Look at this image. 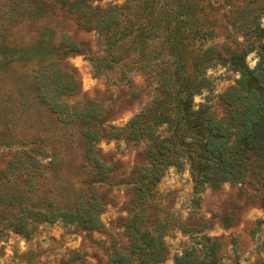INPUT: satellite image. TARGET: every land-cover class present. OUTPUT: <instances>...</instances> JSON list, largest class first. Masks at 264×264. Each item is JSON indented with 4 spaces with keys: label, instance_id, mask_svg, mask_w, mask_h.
I'll return each mask as SVG.
<instances>
[{
    "label": "rangeland",
    "instance_id": "obj_1",
    "mask_svg": "<svg viewBox=\"0 0 264 264\" xmlns=\"http://www.w3.org/2000/svg\"><path fill=\"white\" fill-rule=\"evenodd\" d=\"M34 1L0 0V43L5 45L0 62V264H112L119 255H124L121 264H140L145 249L133 250L127 226L133 216L132 170L147 163L145 142L101 138L98 154L110 168L92 178L95 167L79 133L83 126L77 120L65 122L34 96L33 81L47 59L39 61L25 49H32L43 32L47 35L46 28L54 44H60L61 31L79 43L81 50L59 64L75 75L78 91L60 100L71 107L95 105L102 111L99 127L107 131L149 109L157 77L176 67L174 52H179L172 51L167 37L177 17L186 20L190 31L179 45L191 69L204 50L227 54L245 42L242 18L262 9L264 27V0H92L93 5H117L122 12L120 29L127 27V35L117 34L112 51L107 36L82 27L66 9L37 18L31 10ZM150 5L155 6L152 15ZM20 47L23 51L10 53ZM246 61L256 67L258 51L251 50ZM206 74L211 84L194 96V106L205 104L221 118L226 113L221 94L240 74L221 62ZM173 86L170 107H175L176 82ZM4 133L10 135L7 145ZM22 148L37 151L39 161L11 166ZM156 190L139 219L162 238L164 248L158 239L154 242L152 264H177V259L184 264H264V201L250 185L225 182L196 191L185 163L169 167ZM89 208L98 217L97 226L91 225ZM73 212L76 217L65 215ZM52 214H59L55 221L40 220ZM20 221L28 234L14 230Z\"/></svg>",
    "mask_w": 264,
    "mask_h": 264
},
{
    "label": "trees",
    "instance_id": "obj_2",
    "mask_svg": "<svg viewBox=\"0 0 264 264\" xmlns=\"http://www.w3.org/2000/svg\"><path fill=\"white\" fill-rule=\"evenodd\" d=\"M90 1L92 0H35L31 10L37 18H41L47 13L56 15L59 10L66 9L82 27L96 29L107 36V44L112 51L114 47L111 45L116 46L117 34L121 38L127 35V27L120 29L122 12L117 5H93ZM14 6L10 7L7 16L12 15L11 9ZM149 7L151 8H147L148 13L154 14L152 10L155 6ZM261 10L242 18L245 42H238L227 54L206 49L195 58L191 69H187L185 48L179 45L188 37L187 32L190 31L187 30L186 20L177 17L169 30L170 36L167 37L171 41L172 51L179 52H174L176 67L170 73L157 77L159 85L155 88L156 93L149 109L143 108L124 126L109 125L110 130L107 131L99 127L101 121L98 120L102 111L95 105L71 107L60 100L62 95L78 91V80L71 71L61 70L59 64L68 53L80 51L81 45L64 31L60 32V44H54L53 33L46 28L48 34L43 32L32 49H25L27 54L39 61L47 59L39 66V74L33 81L34 96L65 122L77 120L83 126L79 133L85 156L95 167L91 171L92 178L110 168L98 154L101 138L145 142L143 154L147 163L135 166L132 170L133 216L128 220L127 226L132 231L133 250L142 253L145 249L140 264L155 262L153 253L156 251L154 242L157 239L162 244L161 248H164L161 235L151 234L149 229L142 227L139 219L142 218L147 203L157 193L158 183L169 167H182L188 163L196 191L205 186L215 188L230 182L241 186L250 185L259 192L264 201V27L259 19L263 14ZM3 26L1 21L0 32ZM248 35L250 38H247ZM4 46L0 43V62L5 53ZM253 49L258 51L259 61L256 67L251 68L246 56ZM19 51H23L22 47L11 49L10 53ZM218 62L230 65L240 74L236 83L221 94L226 107V113L221 118L215 116L205 104L198 108L194 106V96L211 84L206 70ZM96 65L97 63L95 69ZM50 69L52 72H48ZM174 82L177 84L174 90L175 107H170L167 99L171 95ZM128 83L132 84V81L128 80ZM135 93L137 92L134 91ZM163 98L166 101L164 104ZM3 135V144L7 145L10 135ZM38 161L37 151L22 148L15 153L10 165L28 167ZM56 161L53 155L51 163L55 165ZM90 208L87 209L89 220L92 226H97L98 217L93 215ZM95 209L96 207L93 210ZM38 213L43 214L41 211ZM75 214L65 213L70 217H76ZM58 216L59 214L46 215L40 220L55 221ZM14 230L29 233L23 221ZM122 258L124 255H119V258H114L111 262L121 264ZM179 260L177 259V264H184Z\"/></svg>",
    "mask_w": 264,
    "mask_h": 264
}]
</instances>
